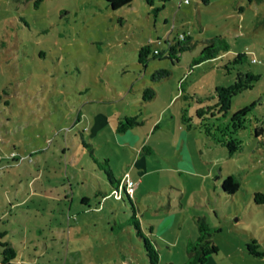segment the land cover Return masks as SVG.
<instances>
[{"label": "rangeland", "instance_id": "374dc122", "mask_svg": "<svg viewBox=\"0 0 264 264\" xmlns=\"http://www.w3.org/2000/svg\"><path fill=\"white\" fill-rule=\"evenodd\" d=\"M181 33L191 45L175 60L167 46ZM211 39L227 50L194 63ZM162 68L169 73L152 76ZM145 85L155 90L146 100ZM219 87L232 88L224 109ZM124 115L139 123L114 131ZM105 168L118 184L127 173L130 197L111 194ZM229 174L233 193L221 186ZM255 192L264 194V0L116 9L0 0V196L29 193L21 219L51 264H152L143 236L156 264H264ZM197 216L217 246L203 262L189 244Z\"/></svg>", "mask_w": 264, "mask_h": 264}, {"label": "trees", "instance_id": "16d2710c", "mask_svg": "<svg viewBox=\"0 0 264 264\" xmlns=\"http://www.w3.org/2000/svg\"><path fill=\"white\" fill-rule=\"evenodd\" d=\"M105 1L111 9H116L122 5L130 3L131 0H105ZM145 1L148 4H152V0H145ZM200 1H202L205 4L209 2V0H200ZM190 45H191L190 36L188 34L187 35L183 34V38L178 37L176 41L168 42L167 51L169 52V54L173 56V59L177 60L179 52L184 49H188ZM222 49L227 50V45H222V46L217 45L215 44L214 40L211 39L209 42H207L206 44L202 46V48L200 49L199 55L193 59V62L198 63L200 61L213 58L217 56V54H219ZM150 50L151 49L148 44H143L138 48L137 59H138V62H140L143 66L145 65V62L148 59V54ZM159 53L160 51L158 50L157 54ZM168 73H169V70L166 68L156 69L152 73V76L154 77V75H156V78H160V77L167 75ZM218 90L220 91V96L221 95L223 96L221 100V104H222V108L224 109L225 107L228 106V97L231 94L230 92L232 88L226 89V88L219 87ZM142 92H143L142 99L144 100L152 98L155 94V90L151 85H145L144 87H142ZM136 123H139V121L136 119L135 115H124L122 119L117 120L115 130L118 132L124 131L125 129H127L128 127H131L132 125ZM231 146L234 147L233 144H231ZM105 161L106 159H104V162ZM104 170L108 176L110 185L114 189L117 188L118 181L116 182L113 181L112 179L113 174L111 170L108 168H105ZM238 185H239L238 180L235 179L234 176L231 174L227 175L221 183L222 189L227 193H233L238 188ZM254 194H255V198L260 197L261 200L264 201L263 193L255 192ZM104 195H106V193ZM127 196L130 197L128 194ZM121 198H122V195L120 198H117V199H121ZM196 221H197V235L193 240L189 242L190 250L193 251L195 260L197 262H203L207 259V256L210 253L216 252L217 246L215 245L213 240L210 238L211 228L205 221L204 217L197 216ZM143 239H144L145 248L149 256L150 262L152 264H156V261L158 258L157 251L151 245L148 238L143 236ZM252 242L254 243L253 245L249 243L247 244L250 252H252L253 254H260L259 251H256L253 249V247L256 245L255 240L253 239ZM0 247H1L0 264H14L13 259L15 257V251L13 247L11 246V244L7 240H3L0 242Z\"/></svg>", "mask_w": 264, "mask_h": 264}, {"label": "crops", "instance_id": "0c3cea01", "mask_svg": "<svg viewBox=\"0 0 264 264\" xmlns=\"http://www.w3.org/2000/svg\"><path fill=\"white\" fill-rule=\"evenodd\" d=\"M194 98L189 95L187 98L183 97L182 101H194ZM113 129L116 131L115 127ZM28 196L29 193L21 197L19 194H14L13 197L0 196V242L7 240L13 247L14 264H51V257L46 256L47 245L39 241L37 229L28 227L27 220L21 219L27 212L20 207L28 200ZM40 257H45L46 261L40 262Z\"/></svg>", "mask_w": 264, "mask_h": 264}, {"label": "built area", "instance_id": "2783aa9c", "mask_svg": "<svg viewBox=\"0 0 264 264\" xmlns=\"http://www.w3.org/2000/svg\"><path fill=\"white\" fill-rule=\"evenodd\" d=\"M179 38H183V33H181L179 35ZM155 54L158 53V49L154 48L153 51ZM15 154L14 152H11L8 157H14ZM122 191H125L128 195H131L132 191H133V183L131 182V180L129 179L127 173L125 172L123 174V176L121 177V182L118 184V187L116 189H113L111 191V194L115 197V198H120L121 197V193Z\"/></svg>", "mask_w": 264, "mask_h": 264}]
</instances>
